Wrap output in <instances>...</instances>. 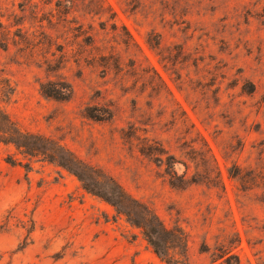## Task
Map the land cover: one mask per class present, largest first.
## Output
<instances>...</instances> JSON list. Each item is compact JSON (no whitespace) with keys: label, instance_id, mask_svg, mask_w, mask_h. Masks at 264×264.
I'll return each instance as SVG.
<instances>
[{"label":"rangeland","instance_id":"rangeland-1","mask_svg":"<svg viewBox=\"0 0 264 264\" xmlns=\"http://www.w3.org/2000/svg\"><path fill=\"white\" fill-rule=\"evenodd\" d=\"M0 107L93 190L0 142V264H166L108 178L177 264H264V0H0Z\"/></svg>","mask_w":264,"mask_h":264},{"label":"trees","instance_id":"trees-1","mask_svg":"<svg viewBox=\"0 0 264 264\" xmlns=\"http://www.w3.org/2000/svg\"><path fill=\"white\" fill-rule=\"evenodd\" d=\"M40 138L41 137L37 134L22 130L9 114L0 107V142L4 144H13L17 150H20L22 153L29 156L42 155L43 157L52 159L59 165L72 170L77 178L83 183L84 188L93 191L92 188L84 182V178L81 174L71 166L72 164L70 163L72 161L77 162L75 156L63 147L62 150L66 153L67 158H64L54 149H47L39 146L38 141ZM7 162L12 165L19 163L13 158L8 159ZM99 177V174H97V178ZM106 186L109 190V196H105L106 194L102 196L100 192L95 193L101 195L112 205L116 206L119 212H123L134 225L141 228L144 238L152 246L153 251L164 260L166 264H177L178 261L171 258L168 251L170 247L176 245L186 247L187 238L185 233L178 228L176 230L179 234L176 236L171 234L170 230L164 226L150 208L131 199L113 179L108 178ZM134 209L137 211L138 215L140 212V219H136L134 214H132L134 213ZM231 256L234 255L229 254L228 258H231Z\"/></svg>","mask_w":264,"mask_h":264}]
</instances>
